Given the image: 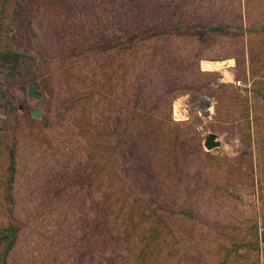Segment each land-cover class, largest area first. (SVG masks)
Here are the masks:
<instances>
[{
	"label": "rangeland",
	"instance_id": "374dc122",
	"mask_svg": "<svg viewBox=\"0 0 264 264\" xmlns=\"http://www.w3.org/2000/svg\"><path fill=\"white\" fill-rule=\"evenodd\" d=\"M0 33L10 264H264V0H0Z\"/></svg>",
	"mask_w": 264,
	"mask_h": 264
},
{
	"label": "trees",
	"instance_id": "16d2710c",
	"mask_svg": "<svg viewBox=\"0 0 264 264\" xmlns=\"http://www.w3.org/2000/svg\"><path fill=\"white\" fill-rule=\"evenodd\" d=\"M0 39L8 42L0 46V107L6 108L8 102L4 93L5 81L18 73L19 67L24 63L26 55L21 50L12 49L8 45H16L17 38L14 35H3ZM5 128L0 130V164L1 155L6 151L7 162L0 169V264H10V254L20 234V223L16 216V198L13 194L15 159L13 144L7 145L4 141ZM6 143V144H4ZM3 150V151H2Z\"/></svg>",
	"mask_w": 264,
	"mask_h": 264
},
{
	"label": "water",
	"instance_id": "95a60500",
	"mask_svg": "<svg viewBox=\"0 0 264 264\" xmlns=\"http://www.w3.org/2000/svg\"><path fill=\"white\" fill-rule=\"evenodd\" d=\"M229 59H231L232 61L234 60L233 57H224V58H214L211 59L214 63H222V66L227 65ZM26 97L27 98H32L35 100L39 99V93L35 91V83L31 82L29 83V85L26 88ZM204 107H207L209 105V101L208 99H204ZM30 116L31 117H36L37 116V110L33 109L30 112ZM203 147L208 151L211 150L213 148H216L219 146V141L216 139V136L213 133H208L207 135L204 136L203 138V142H202Z\"/></svg>",
	"mask_w": 264,
	"mask_h": 264
},
{
	"label": "bare ground",
	"instance_id": "6f19581e",
	"mask_svg": "<svg viewBox=\"0 0 264 264\" xmlns=\"http://www.w3.org/2000/svg\"><path fill=\"white\" fill-rule=\"evenodd\" d=\"M180 104H181V100H178L176 102V105H175V108H174V115H175V117L185 116V112L183 110H180L179 109V106H181Z\"/></svg>",
	"mask_w": 264,
	"mask_h": 264
},
{
	"label": "built area",
	"instance_id": "2783aa9c",
	"mask_svg": "<svg viewBox=\"0 0 264 264\" xmlns=\"http://www.w3.org/2000/svg\"><path fill=\"white\" fill-rule=\"evenodd\" d=\"M235 84H236V85H238V84H239V81H238V80H236Z\"/></svg>",
	"mask_w": 264,
	"mask_h": 264
}]
</instances>
